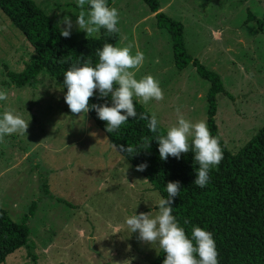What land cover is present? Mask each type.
Masks as SVG:
<instances>
[{
	"label": "rangeland",
	"instance_id": "rangeland-1",
	"mask_svg": "<svg viewBox=\"0 0 264 264\" xmlns=\"http://www.w3.org/2000/svg\"><path fill=\"white\" fill-rule=\"evenodd\" d=\"M34 1L57 23L70 16L73 36H87L76 25V0ZM159 2L183 23L188 53L222 78L226 91L216 96L215 121L227 148L239 151L264 126V0ZM112 7L119 14L117 46L131 43L135 54V42L144 53L139 71L130 70L138 80L153 75L164 93L162 101L142 103L149 113L166 129L176 123L177 107L186 119L207 122L210 82L192 64L175 65L171 33L158 27L150 6L144 0H113ZM253 14L261 22L250 19ZM28 46L0 8V89L8 92L0 117L10 108L29 121L27 133L0 143V205L30 228L29 245L2 264H150L158 245L138 240L139 232L131 233L125 218L155 213L160 193L88 113L70 112L64 87L47 71L24 87L11 82L7 73L23 69L31 57Z\"/></svg>",
	"mask_w": 264,
	"mask_h": 264
},
{
	"label": "trees",
	"instance_id": "trees-1",
	"mask_svg": "<svg viewBox=\"0 0 264 264\" xmlns=\"http://www.w3.org/2000/svg\"><path fill=\"white\" fill-rule=\"evenodd\" d=\"M144 1L155 13L158 27L167 28L171 33L175 65L183 69L192 64L197 73L210 82L207 122L211 134L219 139L223 159L211 169L209 182L201 188L194 184L199 167L194 163V152L182 154L179 159L169 156L165 161L160 158L155 135L166 134L167 129L159 123L158 133L149 130L148 120H140L139 114L147 113L149 119L151 114L137 98L134 97L137 117H129L114 133L106 131L107 122L98 118L95 109L90 108L88 114L135 169L137 165L147 163L146 170L139 172L161 197L167 198L168 181L180 182V194L174 199L172 214L189 237L193 226L212 232L219 264H264V126L239 151L233 153L227 148L215 121L216 96L226 91L222 78L188 53L181 21L162 11L159 0ZM107 4L112 7L113 0H107ZM0 8L23 32L29 43L31 57L24 63L23 69L7 73L17 87L32 83L43 71H47L67 93V87L63 84L66 70L73 63H82L85 59H91L95 64L99 59L96 50L102 48L104 43L117 46L120 39V31L109 35L104 29L91 39L72 34L65 38L60 33L62 27L34 0H0ZM250 19L261 22L254 14L250 15ZM117 27L120 29L119 22ZM94 91L96 94L90 98V105L107 102L111 106L110 95L101 98L99 90ZM146 138L151 139L148 148H144ZM128 144L135 146L138 153L129 155L120 151V145L127 147ZM29 237L30 228L26 220L21 223L14 221L0 205V264L16 250L28 246ZM166 255L160 250L150 264H163Z\"/></svg>",
	"mask_w": 264,
	"mask_h": 264
},
{
	"label": "clouds",
	"instance_id": "clouds-1",
	"mask_svg": "<svg viewBox=\"0 0 264 264\" xmlns=\"http://www.w3.org/2000/svg\"><path fill=\"white\" fill-rule=\"evenodd\" d=\"M80 9L76 25L87 33L88 38H94L101 29L109 35L119 33L117 27L119 21L118 9L109 7L107 0H76ZM88 11L85 12V6ZM63 12L64 10H60ZM60 13L58 12L57 15ZM64 24L61 35L65 38L71 36L73 21L70 16H63L58 22ZM133 45L119 47L112 43H104L97 49L98 62L93 64L91 59H85L81 63H73L64 73L63 84L67 87L65 102L74 116L87 114L95 109L98 118L106 121V131L116 132L121 125L129 120V117H137L134 105V97L141 103L148 104L150 100L157 102L164 99V93L159 81L151 74L144 75L139 80L136 71L143 65L144 53L137 49L133 54ZM134 69L136 71H131ZM99 90L101 98L111 96V106L104 104H91L90 98ZM8 98L7 89H0V101ZM176 123L171 124L166 134H157L155 139L159 144V154L162 160L169 156L179 159L182 154L194 152V163L197 176L194 184L203 188L210 179V171L217 167L223 159L222 147L218 137L211 134L206 120L191 121L185 118L181 108H176ZM140 120H148L147 127L158 133V121L156 113L139 114ZM29 121L15 109L6 108L0 117V143L5 142V137L12 134L24 135L27 133ZM191 140V143H190ZM151 139L146 138L144 148L150 147ZM121 152L129 155L138 153L137 148L128 144L120 145ZM147 163L136 166L137 171H144ZM167 198L161 197L155 202L158 210L153 213H134L125 218L127 229L131 233L139 232L138 240L151 245H158L157 251L163 250L166 258L163 264H219L218 249L211 231L200 226H193L191 237L180 226L176 217L172 214L175 197L180 194V182L168 181L166 185ZM187 223V221H185ZM130 247V246H129ZM199 257V258H197Z\"/></svg>",
	"mask_w": 264,
	"mask_h": 264
},
{
	"label": "crops",
	"instance_id": "crops-1",
	"mask_svg": "<svg viewBox=\"0 0 264 264\" xmlns=\"http://www.w3.org/2000/svg\"><path fill=\"white\" fill-rule=\"evenodd\" d=\"M162 9H163V8L161 7V10H162ZM162 11H163V10H162ZM133 44H134V47H135V48H134L135 51H136L137 49H139L138 47H136L135 42H133ZM117 45H118V44H117ZM139 50H140V51H143L142 49H139ZM135 51H134V52H135ZM133 71H134V70H133Z\"/></svg>",
	"mask_w": 264,
	"mask_h": 264
}]
</instances>
